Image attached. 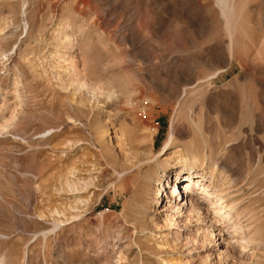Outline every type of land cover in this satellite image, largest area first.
<instances>
[{
    "label": "rangeland",
    "instance_id": "obj_1",
    "mask_svg": "<svg viewBox=\"0 0 264 264\" xmlns=\"http://www.w3.org/2000/svg\"><path fill=\"white\" fill-rule=\"evenodd\" d=\"M227 5L228 0H0V27L5 28L0 89L11 88L18 73L30 96L22 125L28 138L0 137L4 264H164L181 254L160 249L153 237L154 213L147 198L150 183H157L148 180L149 163L119 162L117 176L115 157L96 148L94 132L103 113L95 105L88 111L70 107L26 68L24 55L34 63L44 56L51 70L57 50L71 53L54 44L59 26L78 37L77 62L85 59L96 68L99 60H116L107 75L130 79V89L110 109L117 123L125 124L134 150L144 151L151 141L156 153L166 157L170 148L185 149L200 139L201 151L217 160L231 181L227 187H233L234 215H241L250 227L247 235L258 239L256 262L264 264V0H233L242 22L233 59L222 15ZM207 83L215 89L208 90ZM176 112L181 115L174 123ZM142 113L147 120H139ZM67 114L79 118L78 125L69 124ZM69 129L70 136L83 142L87 159H97L98 197L91 199L90 212L61 229L37 218L39 197L30 190L41 175L32 181L14 161L20 148L35 154L39 164L49 142L68 135Z\"/></svg>",
    "mask_w": 264,
    "mask_h": 264
},
{
    "label": "bare ground",
    "instance_id": "obj_2",
    "mask_svg": "<svg viewBox=\"0 0 264 264\" xmlns=\"http://www.w3.org/2000/svg\"><path fill=\"white\" fill-rule=\"evenodd\" d=\"M232 2L233 0H228L222 15L229 35L230 55L233 59L237 53L238 32L242 22L241 17L239 21V17L234 13ZM4 33L5 28L0 27V37ZM53 39L57 48L62 47L71 53L57 50L56 60L52 64L49 63L51 70L46 68L47 59L44 56L40 57V62L37 63L28 58V55L21 58H24L32 78L40 79L43 88L49 90L52 96L62 94L69 101L70 107H80L88 111L89 106L95 105L103 113L100 116L99 128L94 132L97 138L96 148L106 157H115L117 176L120 173V166L149 163L148 180L157 183V185L150 183L152 189L147 198L154 213L150 219L154 230L153 237L161 242L160 249L167 253H181L179 258L165 260L163 263L257 264L258 250L255 245L258 239L255 235H247V231L250 232L249 225H244L241 215H234V204H231L230 199L233 187H227L231 181L228 176L224 177L225 172L219 162L217 160L212 162V156L211 159L208 154V159L201 151L200 139L196 137V141L189 142L185 149H167L171 152L170 156L166 157L162 153H156L155 145L151 141L144 151L134 150L135 148H132L128 142L125 124L123 125V122L118 124L116 113L110 109V104L118 101L121 95L126 94L130 89L132 85L130 79L122 75H109L110 77L107 75L106 71L109 66L117 64L116 60L113 62L99 60L96 68L89 65L85 59L81 63L77 62L79 54H76L75 50L79 46L78 37L72 32L63 30V27L59 26L54 31ZM22 80L17 73L11 88L0 89V137L14 135L18 138L21 136L25 140L28 138L29 134L23 131L22 125L27 117L26 109L30 96ZM206 88L215 89L211 87V83H207ZM201 94L199 95L202 96ZM179 114H176L172 122L175 123L181 115ZM67 115L69 124L78 125L79 118ZM138 118L142 121L144 118L147 120L148 116L142 113ZM200 122L195 125L198 128L197 132L202 131ZM70 133L72 129H69L68 135L63 138H53L39 164L36 163L35 154H28V151L20 148H15L16 161L13 160L18 171L32 181L41 175V181L36 185L30 181L35 189L30 190L32 195L34 196L36 191L39 197L37 218L43 223H51L61 229L74 225L83 218L91 208V199L98 197L97 159L89 161L84 153L81 139L70 136ZM23 138L21 139L24 140ZM24 144L27 146V143ZM170 145L172 144H167L166 147L169 148ZM94 154L96 156V153ZM42 166L45 167L43 170ZM218 173L219 176L223 175L221 180ZM164 176L166 181L162 182ZM161 185L159 190L158 186ZM113 245L114 249L119 248L118 243ZM1 257L0 264H4Z\"/></svg>",
    "mask_w": 264,
    "mask_h": 264
}]
</instances>
